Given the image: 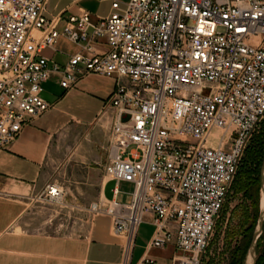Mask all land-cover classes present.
<instances>
[{"label": "built area", "instance_id": "1", "mask_svg": "<svg viewBox=\"0 0 264 264\" xmlns=\"http://www.w3.org/2000/svg\"><path fill=\"white\" fill-rule=\"evenodd\" d=\"M47 2L0 0V150L52 107L42 97L50 78L65 90L88 74L114 78L102 110H111V197L89 211L109 215L125 237L122 264L148 213L149 249L171 244L172 264H202L264 118V0H114L96 22L85 10L47 18ZM59 38L80 48L64 65L42 53ZM122 182L132 186L127 203L116 197ZM64 195L52 184L43 199Z\"/></svg>", "mask_w": 264, "mask_h": 264}, {"label": "crops", "instance_id": "2", "mask_svg": "<svg viewBox=\"0 0 264 264\" xmlns=\"http://www.w3.org/2000/svg\"><path fill=\"white\" fill-rule=\"evenodd\" d=\"M102 1L48 0L45 15L65 19L85 10L96 22L111 12L114 0H109L107 13H95V4ZM67 43L72 42L59 38L42 53L51 62L64 65L80 49L72 43L75 51L69 53L63 47ZM115 83L112 77L88 74L65 90L57 77L50 78L43 84L42 97L52 107L24 126L7 150H0V264H122L125 237L113 232L109 215L93 213L78 235L51 234L43 230L49 220L48 208L41 204H48L43 196L52 184L70 188L76 200L82 197L80 207L85 209L101 196L111 197L112 183L103 174L111 110L105 114L102 110ZM74 132H86L85 138L75 141L74 149L67 148ZM121 184L131 185L122 182L119 187ZM116 197L124 203L130 201L120 189ZM151 219L146 214L137 228L129 264H172L176 251L171 244L147 247L154 228Z\"/></svg>", "mask_w": 264, "mask_h": 264}, {"label": "rangeland", "instance_id": "3", "mask_svg": "<svg viewBox=\"0 0 264 264\" xmlns=\"http://www.w3.org/2000/svg\"><path fill=\"white\" fill-rule=\"evenodd\" d=\"M119 1L124 7L128 0ZM109 6L110 1L103 0L95 4V13H107ZM63 47L67 52L72 53L75 51L76 46L67 43ZM85 135L86 132H74V136L67 140V148L71 146L74 149V142L79 143L85 138ZM252 136L247 143V145L249 144V157L244 153L242 155L246 160L243 165L239 166L238 173L235 174L230 184L225 202L216 219L211 241L203 256L202 264H241V249L248 242L249 230L253 227L257 216L255 201H257L258 184L256 183L257 175L254 169L256 164L258 165V160L254 157V152L264 148V118L259 122ZM248 160L250 161L248 162ZM103 174L105 175L104 179H108L105 171ZM64 180L68 181L67 178H64ZM66 184L71 188L73 187V183ZM119 189L120 194L126 200L130 198L131 185L121 184ZM65 190L67 193H65L60 203H41L48 208L49 220L48 225L43 230L51 234L78 235L86 229L88 220L93 214L89 211V205L93 202L86 206L88 209H85L84 206L81 208L80 203L82 202L80 201L82 197L76 200L70 188ZM83 193L81 192V195ZM105 197L107 196H101V201L107 204ZM118 201H121L120 198H118ZM261 237L264 239V230ZM259 249L261 252L262 247Z\"/></svg>", "mask_w": 264, "mask_h": 264}, {"label": "water", "instance_id": "4", "mask_svg": "<svg viewBox=\"0 0 264 264\" xmlns=\"http://www.w3.org/2000/svg\"><path fill=\"white\" fill-rule=\"evenodd\" d=\"M264 225V150L260 168V186L258 200V214L251 234V239L244 257V264H255L257 258V243Z\"/></svg>", "mask_w": 264, "mask_h": 264}, {"label": "trees", "instance_id": "5", "mask_svg": "<svg viewBox=\"0 0 264 264\" xmlns=\"http://www.w3.org/2000/svg\"><path fill=\"white\" fill-rule=\"evenodd\" d=\"M252 137H254V136H252ZM253 139V138H252ZM246 149H244V154L247 156L248 155V157H249V144L245 147ZM263 150H264V148H263ZM263 150H256V152H254V157L255 158H257V162H258V165L256 164V168L254 169V171L256 172V175H257V178H256V183L258 184V190H257V201H255V206L257 207V214H258V200H259V186H260V168H261V163H262V157H263ZM243 154V155H244ZM246 159H244L243 158V156H242V158H241V160H240V162H239V164H238V167H237V170H236V173L235 174H237L238 173V168H239V166L240 165H243L244 164V161H245ZM250 160H248V162H249ZM255 163V162H254ZM254 171H253V173H254ZM235 176V175H234ZM256 218H257V216H256ZM255 222H256V220H255ZM254 225H255V223H254ZM254 225H253V227L249 230V236H248V242L246 243V245L243 247V249H241V255H242V257H241V264H244V257H245V254H246V250H247V247H248V245H249V242H250V239H251V234H252V231H253V228H254ZM263 230H264V225H263ZM262 234H263V231H262ZM262 234H261V236H262ZM260 236V238H259V240H258V243H257V258H256V262H255V264H264V239H263V237H261ZM260 247H262V250H261V252H260Z\"/></svg>", "mask_w": 264, "mask_h": 264}, {"label": "bare ground", "instance_id": "6", "mask_svg": "<svg viewBox=\"0 0 264 264\" xmlns=\"http://www.w3.org/2000/svg\"><path fill=\"white\" fill-rule=\"evenodd\" d=\"M107 199V198H106Z\"/></svg>", "mask_w": 264, "mask_h": 264}]
</instances>
